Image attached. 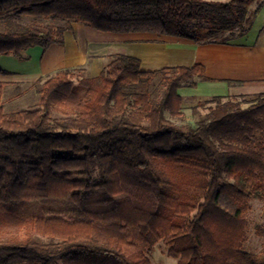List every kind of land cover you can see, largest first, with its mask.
I'll return each instance as SVG.
<instances>
[{"label":"trees","instance_id":"16d2710c","mask_svg":"<svg viewBox=\"0 0 264 264\" xmlns=\"http://www.w3.org/2000/svg\"><path fill=\"white\" fill-rule=\"evenodd\" d=\"M253 1L0 0V56L62 45L74 22L242 34ZM206 80L200 63L142 70L114 53L96 76L33 82L37 104L11 112L0 81V264H152L160 241L176 264H264V247H243L250 201L264 200V92L205 98L194 124L170 119L183 115L178 89Z\"/></svg>","mask_w":264,"mask_h":264},{"label":"crops","instance_id":"0c3cea01","mask_svg":"<svg viewBox=\"0 0 264 264\" xmlns=\"http://www.w3.org/2000/svg\"><path fill=\"white\" fill-rule=\"evenodd\" d=\"M259 4L246 32H225L201 42L150 32H105L74 22L64 33L62 45L52 44L45 51L38 46L28 48L25 59L0 56V69L5 71L0 73L5 83L2 104L35 91L33 82L62 69L84 68L86 75L96 76L114 53L137 57L142 70L202 64L205 75L215 80L179 88L182 103L184 99L249 94L243 88L251 94L264 92V0H254L250 10Z\"/></svg>","mask_w":264,"mask_h":264},{"label":"rangeland","instance_id":"374dc122","mask_svg":"<svg viewBox=\"0 0 264 264\" xmlns=\"http://www.w3.org/2000/svg\"><path fill=\"white\" fill-rule=\"evenodd\" d=\"M213 1H227V0H213ZM135 89L141 90L142 88L135 87ZM243 90L249 92V94H247L246 96L251 95L252 93L250 92V90H248V88H243ZM235 96H239V95H235ZM202 101H204V99H199V100L184 99L182 103L183 115L178 118H170V117L169 118L178 124H182V123L194 124L199 119V117L202 116L207 111L208 104H204V103L202 104L201 103ZM37 102H38V94L35 91H30L16 100L4 101L3 107L6 112H11V111L34 107L37 104ZM246 218L248 221V227L246 229V241L243 247L247 251L258 252L261 248L264 247V235L259 236L258 234H256V227L259 224L264 223V200L262 199L260 200L257 198L251 200L250 209L246 214ZM149 257L152 264H176V259L167 255V246L162 241L155 244L153 250L149 254Z\"/></svg>","mask_w":264,"mask_h":264}]
</instances>
